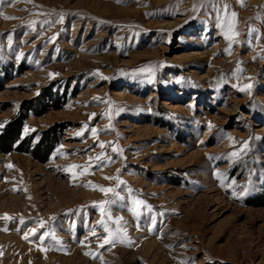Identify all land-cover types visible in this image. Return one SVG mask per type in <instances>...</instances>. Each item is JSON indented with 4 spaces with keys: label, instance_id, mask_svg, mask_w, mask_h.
Listing matches in <instances>:
<instances>
[{
    "label": "rangeland",
    "instance_id": "374dc122",
    "mask_svg": "<svg viewBox=\"0 0 264 264\" xmlns=\"http://www.w3.org/2000/svg\"><path fill=\"white\" fill-rule=\"evenodd\" d=\"M0 264H264V0L0 5Z\"/></svg>",
    "mask_w": 264,
    "mask_h": 264
},
{
    "label": "snow or ice",
    "instance_id": "6c2138e0",
    "mask_svg": "<svg viewBox=\"0 0 264 264\" xmlns=\"http://www.w3.org/2000/svg\"><path fill=\"white\" fill-rule=\"evenodd\" d=\"M6 2H10V0H0V5L5 4ZM25 2H30V0H25ZM117 2H125V0H117ZM225 8H227V6H225ZM235 16H236V13H235V12H232V13H231V17L235 18ZM5 19H12V17H5ZM60 19H61V20L63 19V16H62V15H61ZM231 27H232V25H229V29H230V30H231ZM252 31H255V29H253ZM9 39H10V38H9ZM228 39H231V37H228ZM52 75H56V74H52ZM250 87H251V85H247V86H246V88H250ZM241 90L243 91V90H245V89H241ZM97 99H99V98H97ZM92 115L94 116L95 114H92ZM105 115H106V114H105ZM90 118H91V117H90ZM209 126H211V125H209ZM109 127H111V126H109ZM85 128H87V125H85ZM82 134H83V133H77V135H82ZM91 134H92L94 137L97 136V130H96L95 128H92V129H91ZM229 139H231V138H229ZM99 147H100L101 149H105L106 145H105L104 142H100V143H99ZM245 147H246V146H245ZM111 151L114 152V153L119 154V153H121L123 150H122V149H119V148L116 147V146H112V147H111ZM231 155H232V156H236L237 153H236V152H233ZM91 159H92V158H90V160H91ZM95 159L102 161L101 165H98L99 167H102V166H103V163H104L105 161H106V162H111V157H107V156H105L104 151H102V152H101V153H100ZM9 167H11V165H9ZM77 167H82V166L71 165V166H69V169H68V170L70 171L71 169H73V168H77ZM83 174H84V173H81V175H83ZM73 175L75 176V173H74ZM105 178H106V179H117V187H119L120 185H123V184L125 183L124 181L119 180L118 177H115V178H114V177H105ZM86 187H87V185H86ZM93 187H94V188H99V190L102 191L103 193H105L106 195H107L109 192L114 193V196L116 197V199H119V200H123V199H124V197H121V196L119 195V192H116L113 188H110V187H101V186H97V185H93ZM128 192L131 194L132 189L129 188V189H128ZM234 195H235V194H234ZM115 202H116L115 199L112 200V201L105 200V201H101V202H99V207H100V210H101L102 215H103V214H106V213H105L104 205H105V204H113V203H115ZM133 204L136 206V207L133 208V213H134V215L137 217V219L139 220V218H140V216L142 215V213H141L140 211H137V208H138V207H148V206L145 204V202H144L143 200H137V199H133ZM148 211L150 212L151 209L148 208ZM107 215H108V218H109V220H110V219H111L110 213H107ZM3 219H5V220H9V219H11V218H10L9 216L5 215V216L3 217ZM53 219H55V218L53 217ZM149 219H150L151 223H152L153 225H155L156 217H155V216H150ZM24 223H25V222H24L23 218H21V219H20V224L23 225ZM116 223L119 224V220H117ZM39 224H40V227H41V228L44 227V221L41 220V221L39 222ZM99 224L103 227L104 232L107 233V235L103 238V242L100 243V244L98 245L100 248H104L105 245L114 244L117 240H119L121 243L124 242V237H123V234H122V225H121V226H118V227L115 229V231H113L112 229H110L108 223H106L104 219H101V220L99 221ZM137 227L139 228V225H137ZM30 231H31L32 235H34V236L36 235V232H37L36 229H30ZM48 235H49L48 232H44V233H42V234H40V235L38 236V239H39L41 242H43V241L45 240V237H47ZM92 235H93V236H96V232H95V230L92 231ZM24 239H25V240H28V239H29V236H28L27 233H25V235H24ZM52 239L55 240V236H54V235L52 236ZM81 243H82V242H81ZM129 243H131V241H129ZM41 251H44V249L41 248ZM85 255H93V253H91V252H85ZM93 258H94V259L96 258L95 255H93Z\"/></svg>",
    "mask_w": 264,
    "mask_h": 264
}]
</instances>
